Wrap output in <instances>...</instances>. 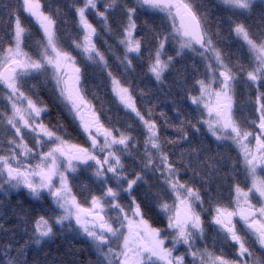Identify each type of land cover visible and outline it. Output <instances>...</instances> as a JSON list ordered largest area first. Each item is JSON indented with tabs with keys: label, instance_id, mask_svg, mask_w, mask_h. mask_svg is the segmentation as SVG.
I'll use <instances>...</instances> for the list:
<instances>
[{
	"label": "snow or ice",
	"instance_id": "6c2138e0",
	"mask_svg": "<svg viewBox=\"0 0 264 264\" xmlns=\"http://www.w3.org/2000/svg\"><path fill=\"white\" fill-rule=\"evenodd\" d=\"M43 8L0 0V208L22 190L36 204L12 209L22 234L0 223V264H29L58 232L88 264H264V0ZM221 148L237 155L217 182L203 161Z\"/></svg>",
	"mask_w": 264,
	"mask_h": 264
},
{
	"label": "trees",
	"instance_id": "16d2710c",
	"mask_svg": "<svg viewBox=\"0 0 264 264\" xmlns=\"http://www.w3.org/2000/svg\"><path fill=\"white\" fill-rule=\"evenodd\" d=\"M42 6H44L43 10L47 11V6L51 5L53 9L56 8L57 4H60L63 2V0H40ZM204 2L207 4L209 9H213V5L217 2V0H204ZM215 9H213L214 11ZM22 20L25 24H27L29 27H31L33 32H38L39 27L34 23V21L27 16V14H24L22 16ZM235 43H239V41H235ZM227 51V49H226ZM95 82L91 81L86 85L91 91H96V89L93 87V84ZM168 81H165V85L167 86ZM142 86H145L147 88H152L153 92H156V88L158 86L154 85L153 83L145 81ZM104 100H108L109 97L104 96L103 93H100ZM159 96V107L157 108V115L159 116L160 111H164L168 114L169 118L175 119L174 113L172 111V96L165 97L163 92L157 93ZM175 95V92L173 93ZM42 98L47 101L49 104V95L46 92L41 93ZM89 99H92L91 95L88 97ZM97 107H99L100 101L93 100L92 101ZM157 102V101H154ZM240 103H243V98L240 99ZM106 107H111V105L106 104ZM62 112L63 110L59 109L58 107L53 108L52 115L50 119L52 122L56 123V117L59 114L62 119ZM160 123H163L162 118L159 121ZM172 130L170 129V132ZM73 142L79 143L81 140L78 136L72 135ZM213 149L215 152V145H213ZM222 155L224 156L223 159H217L216 161H203V164L205 167H207L208 164H213L214 168H219L220 171L217 173L214 170L213 176L216 178L217 182L220 181V178L225 175L226 172L230 170L231 167V158H235L237 155V152L234 148L227 149V148H221L220 149ZM193 162L197 163L195 158L193 157ZM216 184L213 185L215 187ZM221 190L223 194H228V181H224L221 187ZM22 202L25 208H28L30 206H36L35 202L31 201V198L28 197L27 192L25 190H22L20 194L13 193L11 198V206L10 207H4L0 208V216L4 217V219H0V223L5 224V227L7 228H13L16 227L17 232L23 233L24 227L23 225H17V221L12 217V209L16 207L17 202ZM19 239V236L17 237ZM24 239H27V236L24 237ZM75 249V253L72 254V250ZM27 259L29 261V264H53V261L59 262L64 261V264H68L69 261H75L77 264H88L90 260H95V255L91 252V250L88 248L87 243L83 242L81 238L73 239L70 234L64 233H57L56 237L53 238V240L48 241L46 244L43 245V247H39L36 245H32L31 248L28 250L27 253Z\"/></svg>",
	"mask_w": 264,
	"mask_h": 264
},
{
	"label": "flooded vegetation",
	"instance_id": "af4514ba",
	"mask_svg": "<svg viewBox=\"0 0 264 264\" xmlns=\"http://www.w3.org/2000/svg\"><path fill=\"white\" fill-rule=\"evenodd\" d=\"M41 2V1H40ZM42 5V4H41ZM31 18V17H30ZM33 21H34V23L39 27V25L35 22V20H34V18H31ZM89 19L90 20H93V18L90 16L89 17ZM49 100H50V97H49ZM50 102H51V100H50ZM62 120H63V122L67 125V124H70V121H71V117L70 116H68V114H67V112L66 111H64V112H62ZM53 124H54V122H52ZM169 132H170V129H169ZM72 135H76L74 132L72 133ZM80 142L79 143H83V140L80 138ZM253 143H254V141H253ZM249 183H250V181H249ZM243 186V185H242ZM224 196L225 197H227L228 196V194H224ZM238 219V218H237ZM238 226H242V222H241V224L240 225H238ZM183 249H181V251H182Z\"/></svg>",
	"mask_w": 264,
	"mask_h": 264
},
{
	"label": "rangeland",
	"instance_id": "374dc122",
	"mask_svg": "<svg viewBox=\"0 0 264 264\" xmlns=\"http://www.w3.org/2000/svg\"><path fill=\"white\" fill-rule=\"evenodd\" d=\"M39 2H40V0H39ZM40 4H41V2H40ZM26 191V190H25ZM27 192V191H26Z\"/></svg>",
	"mask_w": 264,
	"mask_h": 264
},
{
	"label": "water",
	"instance_id": "95a60500",
	"mask_svg": "<svg viewBox=\"0 0 264 264\" xmlns=\"http://www.w3.org/2000/svg\"><path fill=\"white\" fill-rule=\"evenodd\" d=\"M178 22V21H177Z\"/></svg>",
	"mask_w": 264,
	"mask_h": 264
}]
</instances>
